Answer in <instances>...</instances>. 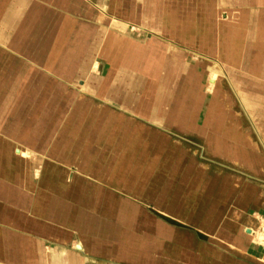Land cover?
Here are the masks:
<instances>
[{
  "label": "crops",
  "instance_id": "obj_1",
  "mask_svg": "<svg viewBox=\"0 0 264 264\" xmlns=\"http://www.w3.org/2000/svg\"><path fill=\"white\" fill-rule=\"evenodd\" d=\"M263 147L264 0H0V264H264Z\"/></svg>",
  "mask_w": 264,
  "mask_h": 264
},
{
  "label": "rangeland",
  "instance_id": "obj_2",
  "mask_svg": "<svg viewBox=\"0 0 264 264\" xmlns=\"http://www.w3.org/2000/svg\"><path fill=\"white\" fill-rule=\"evenodd\" d=\"M209 84V83H208ZM211 85L209 84V87H210ZM237 103L239 102L238 101V99H234ZM236 103V104H237ZM216 148V147H215ZM263 149H264V147H263ZM200 150H201V153L203 152V149H202V147L200 148ZM233 150H237V152H238V147H233ZM233 153H235L234 151H233Z\"/></svg>",
  "mask_w": 264,
  "mask_h": 264
},
{
  "label": "bare ground",
  "instance_id": "obj_3",
  "mask_svg": "<svg viewBox=\"0 0 264 264\" xmlns=\"http://www.w3.org/2000/svg\"><path fill=\"white\" fill-rule=\"evenodd\" d=\"M20 153V152H19Z\"/></svg>",
  "mask_w": 264,
  "mask_h": 264
}]
</instances>
